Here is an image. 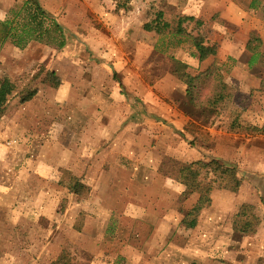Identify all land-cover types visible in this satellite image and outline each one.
I'll return each mask as SVG.
<instances>
[{
    "label": "rangeland",
    "instance_id": "1",
    "mask_svg": "<svg viewBox=\"0 0 264 264\" xmlns=\"http://www.w3.org/2000/svg\"><path fill=\"white\" fill-rule=\"evenodd\" d=\"M24 1L0 0V20L26 16ZM39 1L66 41L0 48V85H17L0 118V264H264V60L247 49L252 34L264 43V0ZM188 6L214 14L202 31L218 48L205 61L191 41L144 29L158 10ZM170 55L192 74L216 67L228 84L219 110L189 104ZM212 157L242 184L215 188L186 228L199 193L179 169ZM241 204L255 232L234 229Z\"/></svg>",
    "mask_w": 264,
    "mask_h": 264
},
{
    "label": "trees",
    "instance_id": "2",
    "mask_svg": "<svg viewBox=\"0 0 264 264\" xmlns=\"http://www.w3.org/2000/svg\"><path fill=\"white\" fill-rule=\"evenodd\" d=\"M115 1H117L118 8L126 7V0ZM24 11L27 13L26 16H20V11H18L19 14L16 13L19 19L0 20V48L10 39L16 47L24 49L31 41H41L44 34L50 35V42L57 47L62 48L65 45V33L62 25L53 18H47L48 12L39 0H25ZM48 19L50 24L45 26L44 23ZM189 23H194V26L189 28ZM202 26L203 21L195 16L158 10L157 16L144 24V29L148 32L154 31L162 37H172L179 43L186 39L191 41L198 53L199 60L205 61L210 56L216 55L218 47L215 44H206ZM247 46V49L252 51V62L257 59L264 60V43L257 34L251 35ZM167 58L171 61V73L185 85L186 97L192 107L210 109L212 114L221 108L227 94L228 84L221 75L215 74L216 67L214 65L192 74L186 61L172 55ZM45 82L57 87L62 84V79L54 71H48ZM16 88V83L11 79L4 80L0 85V118L5 113V103L8 97L13 95ZM35 95V89L25 90L21 101H29ZM191 114L193 115L192 112ZM179 172L181 180L186 186V192L199 193L196 204L188 210L182 221L186 228H194L197 225L198 215L204 207L211 204V193L215 188L237 191L242 184L237 167L222 162L216 157L187 163L181 166ZM78 185L79 190L81 184ZM245 206V204L239 206L234 216L233 225L235 230L249 234L256 231L259 220L257 216H253L251 220L248 218L243 220L244 217H247L243 211ZM256 220L257 222H255Z\"/></svg>",
    "mask_w": 264,
    "mask_h": 264
},
{
    "label": "crops",
    "instance_id": "3",
    "mask_svg": "<svg viewBox=\"0 0 264 264\" xmlns=\"http://www.w3.org/2000/svg\"><path fill=\"white\" fill-rule=\"evenodd\" d=\"M254 2H255V0H253L252 4H254ZM211 5L212 4L208 3V1H205V2H203L202 6H203L204 9H209L211 7ZM203 8L200 9V8L197 7V8H193V10H192V8H190V6H188L186 10H184V11L182 10V14L195 16L197 19L202 20L203 21L202 28H203L204 26L207 25V22H209V23H213L214 22V20H213V17H214L213 15L214 14L212 16L205 15ZM223 8H224L223 6H220L219 9L216 10V12L222 11ZM221 16H223V15H221Z\"/></svg>",
    "mask_w": 264,
    "mask_h": 264
}]
</instances>
